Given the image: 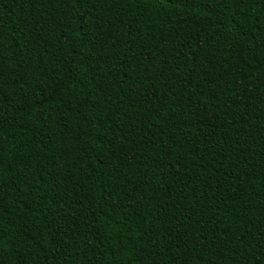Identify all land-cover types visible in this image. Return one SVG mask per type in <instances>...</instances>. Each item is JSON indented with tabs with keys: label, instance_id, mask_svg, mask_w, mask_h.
I'll use <instances>...</instances> for the list:
<instances>
[{
	"label": "trees",
	"instance_id": "16d2710c",
	"mask_svg": "<svg viewBox=\"0 0 264 264\" xmlns=\"http://www.w3.org/2000/svg\"><path fill=\"white\" fill-rule=\"evenodd\" d=\"M0 264H264V0H0Z\"/></svg>",
	"mask_w": 264,
	"mask_h": 264
}]
</instances>
